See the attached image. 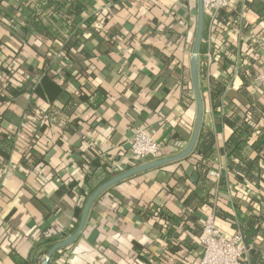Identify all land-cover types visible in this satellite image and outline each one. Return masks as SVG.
<instances>
[{
  "label": "crops",
  "instance_id": "crops-1",
  "mask_svg": "<svg viewBox=\"0 0 264 264\" xmlns=\"http://www.w3.org/2000/svg\"><path fill=\"white\" fill-rule=\"evenodd\" d=\"M69 1L82 7L0 0V264H15L13 254L31 260L74 232L92 168L105 164L114 177L149 161L130 152L137 126L155 131L159 158L182 152L194 133L198 0ZM219 16L209 74L225 84L223 105H213L209 80L199 77L202 127L215 133L210 196L194 148L104 191L81 235L50 264H200L207 215L240 231L216 208L236 222L263 216L255 241L264 258V148L252 155L260 179L228 171L219 188L236 123L246 120L253 142L264 134V91L253 83L264 65V0H233Z\"/></svg>",
  "mask_w": 264,
  "mask_h": 264
},
{
  "label": "trees",
  "instance_id": "trees-1",
  "mask_svg": "<svg viewBox=\"0 0 264 264\" xmlns=\"http://www.w3.org/2000/svg\"><path fill=\"white\" fill-rule=\"evenodd\" d=\"M43 8L51 7L52 5L57 6H65L67 9H75L79 10L82 5L80 2H71L69 0H42ZM220 18V16H219ZM36 19V18H35ZM221 21L225 24L227 23V19H223L221 16ZM38 20H33L34 26H38ZM205 28V27H204ZM205 34V29H204ZM203 34V36H204ZM206 51V47L203 43H201L199 54L200 56V67H199V77L201 80L208 79L209 85H210V91H211V98L213 105L221 106L224 104L223 97L225 94V84L221 81H218L215 77L212 75L210 76V66L207 65L206 60L204 58V53ZM258 73V72H257ZM256 73V74H257ZM3 120V116L0 113V124ZM253 134L254 130L249 129L248 123L246 120H240L238 121V124L234 126L233 132L229 139L226 142V156H227V170H224L221 174L220 181H219V188L222 189L226 187L227 184V177H228V171L229 172H235L236 174L241 175L242 177L247 176H256L260 179V172L261 169L259 168L256 159H258V156L253 157V153L255 151L259 152L264 148V134L260 135V137L256 141L253 140ZM214 145H215V133L209 129H206L204 127L201 128V132L199 134L194 154H197L202 157L203 162H200L197 164V171L200 180L202 181V188L205 190L208 194L207 197L210 196V190L211 185H213L214 182H212L211 179L208 178V171L213 166L211 162V155L214 153ZM107 165L102 164L99 165L97 168H92L91 172L86 176V185L88 188L87 197L95 191L101 184H103L105 181L109 180L112 176L110 172H107ZM100 171V172H98ZM105 172L106 175L100 176L99 173ZM207 175V176H206ZM101 177V178H99ZM208 178V179H207ZM98 180L97 183L93 184V180ZM207 197L206 199H202L200 204L207 203ZM262 202H264V196H262ZM205 200V201H204ZM82 208L80 209V211ZM217 214H220L225 219H230L234 222V227L239 229L240 232L243 235L244 241L247 244V246L250 247L249 252V261L247 263L250 264H264V258L261 256L260 251L257 249L256 246V237L259 233V230L261 228V220L263 219V216L261 214L254 213L248 220H244L243 218L238 217L237 222L234 219V216L226 211H223L221 208H216ZM78 222L75 224V227H77ZM57 239L55 240H49L45 243L44 249L51 248L57 243ZM43 249V252L36 253L35 257L28 261H23L22 259L16 257L15 254L12 255L15 264H39L40 258L43 255V253L46 251ZM56 251L54 255L52 256L49 264L52 262V260L57 255ZM244 263L243 261L241 264Z\"/></svg>",
  "mask_w": 264,
  "mask_h": 264
},
{
  "label": "built area",
  "instance_id": "built-area-1",
  "mask_svg": "<svg viewBox=\"0 0 264 264\" xmlns=\"http://www.w3.org/2000/svg\"><path fill=\"white\" fill-rule=\"evenodd\" d=\"M119 1L124 0H113L109 4ZM232 1L203 0L205 34L202 38V43L206 47L203 56L208 66L212 64L214 59V40L220 30L218 24L219 15L222 11L229 10L232 7ZM260 48L264 55L263 43L260 44ZM253 83L264 91V65L262 70L253 77ZM130 152L135 158L143 160L159 158L161 147L159 141L155 138V131L149 127L137 126L134 130ZM210 174L218 177L219 171L212 169ZM200 245L203 250L200 264H241L250 252V247L245 243L242 233L240 231L232 234L225 232L216 223L215 213L207 215L203 220ZM45 258L46 255L43 261Z\"/></svg>",
  "mask_w": 264,
  "mask_h": 264
},
{
  "label": "water",
  "instance_id": "water-1",
  "mask_svg": "<svg viewBox=\"0 0 264 264\" xmlns=\"http://www.w3.org/2000/svg\"><path fill=\"white\" fill-rule=\"evenodd\" d=\"M205 27V12H204V4L203 0H198V20H197V31H196V37H195V42H194V47H193V54L191 58V78H192V87L196 99V106H197V117H196V125L194 129V133L192 135V138L190 142L188 143L187 147L180 152L179 154H176L174 156H169V157H163V158H157L154 160H149L146 162H143L125 172H122L109 180L105 181L103 184H101L95 191H93L87 200L85 201L83 208H82V213L79 218L78 225L74 232L65 238L63 241L59 242L58 244L52 246L47 255L45 260L42 262V264H49L50 259L54 255V253L66 246L71 245L76 241V239L81 235L82 231L84 230L89 213L91 210V207L93 203L97 200V198L108 188L112 187L116 183L132 176L138 173L146 172L148 170L163 166L167 163L177 161L180 159H183L187 157L189 154L192 153L194 150L199 134L201 132V128L203 125V120H204V114H205V108H204V101L201 95L200 91V85H199V65H200V60H199V50L200 46L202 43V38L204 34V28Z\"/></svg>",
  "mask_w": 264,
  "mask_h": 264
}]
</instances>
